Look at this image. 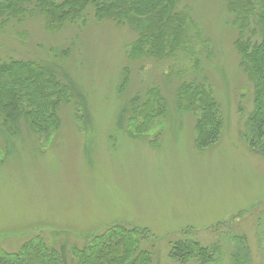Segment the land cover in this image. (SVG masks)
<instances>
[{
    "label": "rangeland",
    "instance_id": "374dc122",
    "mask_svg": "<svg viewBox=\"0 0 264 264\" xmlns=\"http://www.w3.org/2000/svg\"><path fill=\"white\" fill-rule=\"evenodd\" d=\"M186 4L202 32L195 40L200 70L185 56L130 63L126 49L136 34L93 16L85 27L69 25L57 33L33 18L0 35L5 55L60 64L83 95L89 117L78 121L74 98L60 107L61 126L47 140L25 127L14 138L0 128L4 249L15 251L34 235L81 247L119 224L155 236L162 264H176L168 259L169 243L193 231L196 240L218 248L219 264H235L231 256L240 244L250 251L246 264H264V156L241 140L245 119L239 113L241 105L251 112L252 85L238 67L236 35L222 0ZM127 66L131 77L120 94ZM203 77L225 120L220 141L208 149L195 145V117L176 107L181 81ZM153 87L165 98L167 115L145 136L132 134L129 102Z\"/></svg>",
    "mask_w": 264,
    "mask_h": 264
},
{
    "label": "trees",
    "instance_id": "16d2710c",
    "mask_svg": "<svg viewBox=\"0 0 264 264\" xmlns=\"http://www.w3.org/2000/svg\"><path fill=\"white\" fill-rule=\"evenodd\" d=\"M187 1L0 0V35L5 36L33 18L42 19L46 32L57 33L69 25L85 27L87 17L93 16L96 22L110 21L136 34L137 38L126 49L130 63L141 59L177 61L185 56L195 70H200L195 40L202 32ZM222 2L228 25L236 35L232 45L238 56V67L252 85L251 112L247 113L243 105L239 109L245 119L241 140L252 153L264 156V0ZM2 46L0 128L5 134L14 138L25 127L39 139L47 140L61 126L60 107L71 104L74 98L78 101V121L85 123L89 119L83 95L77 92L65 72H61L60 64L5 55ZM60 73L65 79L60 78ZM182 73L177 71L174 75L183 77ZM130 77L127 66L122 72L120 94L126 90ZM203 78L181 81L176 91V107L180 113L195 117V145L208 149L220 141L225 120L213 86ZM143 97L144 100L137 95L129 102L127 130L145 136L157 120L167 115L168 104L157 87L148 89ZM196 234L197 231L188 232L169 243L170 262L220 263L218 248L202 244L196 240ZM156 241L147 229L119 224L92 236L81 247L69 242L52 243L44 236L34 235L15 251H7L0 245V264H162L157 259ZM245 247L240 244L234 250L232 262L246 264L250 251Z\"/></svg>",
    "mask_w": 264,
    "mask_h": 264
}]
</instances>
